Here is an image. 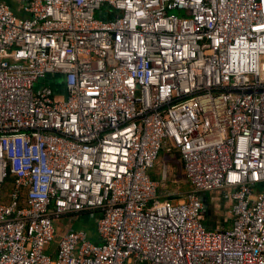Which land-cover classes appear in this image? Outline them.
Returning a JSON list of instances; mask_svg holds the SVG:
<instances>
[{
  "label": "built area",
  "instance_id": "obj_1",
  "mask_svg": "<svg viewBox=\"0 0 264 264\" xmlns=\"http://www.w3.org/2000/svg\"><path fill=\"white\" fill-rule=\"evenodd\" d=\"M21 1L0 3V264H264V0ZM83 215L95 234L58 227Z\"/></svg>",
  "mask_w": 264,
  "mask_h": 264
},
{
  "label": "crops",
  "instance_id": "obj_2",
  "mask_svg": "<svg viewBox=\"0 0 264 264\" xmlns=\"http://www.w3.org/2000/svg\"><path fill=\"white\" fill-rule=\"evenodd\" d=\"M163 172H166L167 179L162 183L160 195L174 202H182L189 194L190 187L184 180V172L176 152L164 150L161 153L159 162L152 170V177L159 180ZM222 193V190H217L199 194L204 206L201 220L209 228H222L229 224V203L224 201Z\"/></svg>",
  "mask_w": 264,
  "mask_h": 264
},
{
  "label": "rangeland",
  "instance_id": "obj_3",
  "mask_svg": "<svg viewBox=\"0 0 264 264\" xmlns=\"http://www.w3.org/2000/svg\"><path fill=\"white\" fill-rule=\"evenodd\" d=\"M55 79H56L55 77H48V78H46L40 82L39 87L55 83ZM97 219H98V215H96V217H94L90 220V224L86 225V224H84L85 221H83V220L76 221L72 217L67 216V217H64L61 220H59L58 227H60L61 230L62 229L64 230L65 228H71V227H73L74 229H81L82 228V229L88 230L89 232L95 234V232H96V220Z\"/></svg>",
  "mask_w": 264,
  "mask_h": 264
},
{
  "label": "water",
  "instance_id": "obj_4",
  "mask_svg": "<svg viewBox=\"0 0 264 264\" xmlns=\"http://www.w3.org/2000/svg\"><path fill=\"white\" fill-rule=\"evenodd\" d=\"M0 3L9 6L19 16H25L21 0H0Z\"/></svg>",
  "mask_w": 264,
  "mask_h": 264
},
{
  "label": "trees",
  "instance_id": "obj_5",
  "mask_svg": "<svg viewBox=\"0 0 264 264\" xmlns=\"http://www.w3.org/2000/svg\"><path fill=\"white\" fill-rule=\"evenodd\" d=\"M79 217V216H78ZM81 218L82 219H80V220H78V221H81V220H83V221H86L87 219L86 218H88V217H86V216H81ZM84 224H86V225H88V223L87 222H84ZM73 228V227H72ZM93 239H96L95 237H93Z\"/></svg>",
  "mask_w": 264,
  "mask_h": 264
}]
</instances>
